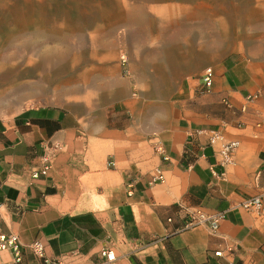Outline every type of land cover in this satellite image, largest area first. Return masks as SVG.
<instances>
[{"label":"crops","instance_id":"crops-1","mask_svg":"<svg viewBox=\"0 0 264 264\" xmlns=\"http://www.w3.org/2000/svg\"><path fill=\"white\" fill-rule=\"evenodd\" d=\"M200 83L196 103L169 111L164 123L147 113L146 136L92 125L71 98L26 107L0 125V233L21 243L20 260L0 251V264H264V216L240 206L264 191V100L247 99L264 92V74L246 76L237 65L214 70L206 94L196 93ZM212 131L220 139L210 144ZM92 135L101 152L109 136L119 139L113 157L96 156ZM229 140L239 145L222 166L217 150ZM45 152L50 168L33 177ZM157 167L165 179L150 183ZM192 207L223 212L218 231L182 228ZM36 240L46 261L30 248Z\"/></svg>","mask_w":264,"mask_h":264},{"label":"rangeland","instance_id":"rangeland-1","mask_svg":"<svg viewBox=\"0 0 264 264\" xmlns=\"http://www.w3.org/2000/svg\"><path fill=\"white\" fill-rule=\"evenodd\" d=\"M121 1L129 6L134 2L0 0V125L26 107L71 98L83 105L84 110L76 106L77 112L92 125L106 124L119 131L127 126V131L146 136L142 131L147 113L159 112L156 122L164 123L169 111L177 114L179 106L196 103L192 90L205 67L217 72L238 65L246 76L264 74V0L153 1L148 5L154 10L146 9L153 23L145 29L117 21L113 12L127 10H116ZM106 3L112 8L108 21L97 20L99 27L85 25L84 16ZM26 5L45 17L33 35L9 16L23 12ZM162 18L168 24H161ZM180 18L187 25L170 27ZM22 32L38 39L25 46L19 36ZM191 32L195 33L193 41ZM168 35H176V41L187 49L192 45L193 54L176 60L167 55L163 45ZM214 39H221L220 44L209 47L206 42ZM74 92L79 100H74ZM255 92L264 93L262 89ZM220 104L225 105V100ZM152 136L157 143V131ZM92 140L96 156L113 157L111 149L118 138L109 136L108 150L103 152L95 149L99 140L93 135Z\"/></svg>","mask_w":264,"mask_h":264},{"label":"built area","instance_id":"built-area-1","mask_svg":"<svg viewBox=\"0 0 264 264\" xmlns=\"http://www.w3.org/2000/svg\"><path fill=\"white\" fill-rule=\"evenodd\" d=\"M201 83L199 84L196 93L198 95H203L208 93L213 85L214 70L211 66H207L202 70L200 75ZM249 100L262 99L264 100V93L253 92L247 97ZM220 139V134L216 131L211 132L209 143L213 144ZM239 142L237 140H229L226 142H221L219 144L217 153L219 155L218 162L220 165H225L232 161V156L235 149L238 147ZM156 152L163 154V146L160 143L155 145ZM50 153H44L42 155V166L40 169L33 172V177H38L39 175H44L48 172L50 168ZM168 157L163 155V159L166 160ZM164 172L160 168H156L151 176L150 183L162 182L164 181ZM240 206L248 211H251L257 215L264 216V191L253 195L247 199H244ZM223 219V212H208L201 207H192L185 209V217L182 223V228H191L199 225L207 226L210 231L216 233L220 226V221ZM170 221V219H168ZM20 240L15 233H0V251L11 250L13 253V263L20 260ZM33 253L41 258L45 259V252L43 244L36 240L30 245ZM101 254L106 257L107 260L114 259V253L112 250H102ZM215 255L220 256L221 251L214 252ZM46 261V259H45Z\"/></svg>","mask_w":264,"mask_h":264},{"label":"bare ground","instance_id":"bare-ground-1","mask_svg":"<svg viewBox=\"0 0 264 264\" xmlns=\"http://www.w3.org/2000/svg\"><path fill=\"white\" fill-rule=\"evenodd\" d=\"M153 1H159V0H134V2L130 6L127 3H124L123 1H121L118 3V5H116V7L118 8L116 10H119L120 7L127 8V10L122 12V13H118L117 11H114L113 13L116 15L115 17L118 18L117 19L118 22L122 20V22H125L129 25H138V26H141L143 29H145L146 26L150 27V24L153 23V18L146 14L147 8L150 7V9L154 10V7L148 5L149 2H153ZM68 6H70V5H68ZM105 6L106 7H104L103 5L102 6L100 5V7L97 8L96 10H92L93 14L85 15L84 16V24L85 25L96 24L95 26L99 27L100 25H98L97 20H99L103 24H105L109 18L108 9H110V12L112 9V8H109L110 6L107 3ZM19 7H21V6H19ZM25 7H26V9H25ZM22 8L25 9L23 12L18 11V12L10 13L9 16L14 18L15 23L18 26H21L23 29L26 28L27 33L31 32L33 35V33L35 34V32H36L35 30L39 29V26H41L45 23V17L42 18L43 14L39 10L36 11L35 9H33L34 7L32 5H26V6H23ZM28 8H29V10H28ZM122 15H123V18L121 17ZM113 21H116V20L113 19ZM160 22H161V24H168L167 19H164V18H162V20H160ZM185 25H187V22L184 21L183 18H180L179 20H174L170 23V27L173 26L176 28H180V27L185 26ZM142 31H144V30H142ZM190 35H191V40L193 41V39L195 38V33L191 32ZM19 36L21 38V43L23 45L25 44V46H29L30 44H32L34 41H36L38 39V36L33 38L32 36H30L28 34L26 35L25 32H22L21 34H19ZM41 38L45 39L44 36ZM219 41H221V39L208 40L206 42V44L209 47H211V46L214 47V46H217L220 44V43H217ZM163 46L165 49V53L175 60H176V58H179V59L188 58V54H190V56L193 54V51L191 48L192 45H189L188 49H187V47L185 48V47L181 46V44H179V42L176 41V35L175 36L168 35L166 37V39L164 40ZM198 55H199V53L194 54V56H198ZM2 104H3V102H2Z\"/></svg>","mask_w":264,"mask_h":264}]
</instances>
